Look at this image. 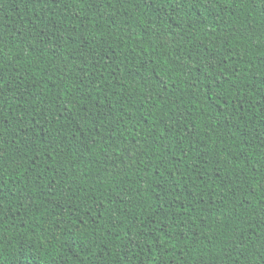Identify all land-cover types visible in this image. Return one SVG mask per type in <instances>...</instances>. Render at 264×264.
Here are the masks:
<instances>
[{
  "label": "trees",
  "instance_id": "trees-1",
  "mask_svg": "<svg viewBox=\"0 0 264 264\" xmlns=\"http://www.w3.org/2000/svg\"><path fill=\"white\" fill-rule=\"evenodd\" d=\"M0 37V264H264V13L2 0Z\"/></svg>",
  "mask_w": 264,
  "mask_h": 264
},
{
  "label": "snow or ice",
  "instance_id": "snow-or-ice-1",
  "mask_svg": "<svg viewBox=\"0 0 264 264\" xmlns=\"http://www.w3.org/2000/svg\"><path fill=\"white\" fill-rule=\"evenodd\" d=\"M0 2H2V0H0ZM97 2V0H91V2H89V0H71L72 4H76V3H80L81 4V8H83L84 4H87V7L89 8V10H91V8L93 7V3ZM122 2L126 3L127 0H122ZM169 2H173V0H169ZM180 3H183V0H179ZM203 3H207L208 0H202ZM247 2L253 7L254 10L259 11L260 13H264V0H247ZM36 3L39 5V7L41 8H50V7H54V6H58L60 3H66V0H36ZM118 19V18H117ZM116 20H113V23H116ZM59 31V30H57ZM69 35H71V33H69ZM36 40L39 41V43H31L29 46L31 48H38L40 44H44V41L46 39L45 36L38 34L37 37L35 38ZM57 39H63V36H59L57 37ZM74 43H76L74 41ZM45 47H47V45H45ZM5 51V41L3 40L2 37H0V62L3 61V55L2 53ZM55 54H58L59 60L60 62L63 64V70H62V78H63V71H71L70 65H71V61H69L67 59V57L60 52V48L59 46L56 47L55 49ZM81 56H83V53L80 54ZM88 61L85 60L84 63H87ZM80 71H83V66H81ZM86 75L83 77V79H86ZM81 82H83V80H81ZM7 83V81L4 80L3 76H0V89H3L4 84ZM261 87L264 88V82H262ZM242 90L241 89H237V92L240 93ZM242 98V97H241ZM261 103H264V93L261 94V100L260 101H253L254 105H257V112H259L261 109L259 107V105ZM0 131H3L2 128H0ZM139 149V146H133V147H128L125 146V148L123 149V151L128 152V159H132L133 154L135 153L136 150ZM181 151H183L181 149ZM168 171H171V169H168ZM161 174L162 173H159ZM98 182H103V178H99ZM123 192V190H121ZM129 191H131V189H129ZM118 198L120 199L121 203L124 202L125 199H127V193H124L123 195L118 194ZM3 201L0 200V204H2ZM123 213V209H117V215H120ZM257 216L256 219L259 221V223L261 225H264V206L259 207L257 209ZM247 239V238H244ZM241 237H233L230 238V245L226 244L225 248H229V250L231 249H240L241 248ZM160 243H163L162 241H160ZM261 247L264 248V243L261 244ZM259 255L261 257V259H264V251H260ZM200 264H208V261L205 260H201Z\"/></svg>",
  "mask_w": 264,
  "mask_h": 264
}]
</instances>
